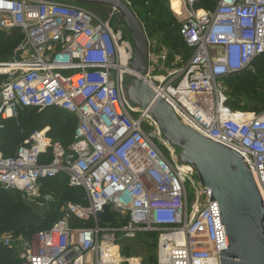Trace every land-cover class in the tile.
<instances>
[{
  "label": "built area",
  "instance_id": "built-area-1",
  "mask_svg": "<svg viewBox=\"0 0 264 264\" xmlns=\"http://www.w3.org/2000/svg\"><path fill=\"white\" fill-rule=\"evenodd\" d=\"M196 1L180 0L189 60L172 66L170 54L149 38L148 82L183 123L244 156L264 199V111L232 110L224 83L264 54V0H217L215 10L201 13ZM14 28L24 37L14 58L0 62V129L23 107H56L78 122L68 147L49 136L48 126L14 155L0 152V187L48 202L44 182L67 175L87 201L69 202L63 217L26 247L20 238L26 264H123L119 240L150 233L158 236L157 264H221L228 240L219 202L149 110L128 98L134 44L110 19L61 0H0V32ZM105 206L113 223L99 217ZM82 221L92 224L73 225ZM3 243L15 246L11 235Z\"/></svg>",
  "mask_w": 264,
  "mask_h": 264
},
{
  "label": "water",
  "instance_id": "water-1",
  "mask_svg": "<svg viewBox=\"0 0 264 264\" xmlns=\"http://www.w3.org/2000/svg\"><path fill=\"white\" fill-rule=\"evenodd\" d=\"M64 1L110 6L121 14L132 33L135 51L132 68L136 74L130 76L128 98L136 107L149 110L164 138L181 150L180 160L194 166L201 183L211 189V200L219 202L228 240V248L221 249V264H264V199L258 179L238 150L183 123L162 98L164 93L150 85L151 45L143 22L130 4L125 0ZM99 217L105 223L114 222L109 206Z\"/></svg>",
  "mask_w": 264,
  "mask_h": 264
},
{
  "label": "trees",
  "instance_id": "trees-1",
  "mask_svg": "<svg viewBox=\"0 0 264 264\" xmlns=\"http://www.w3.org/2000/svg\"><path fill=\"white\" fill-rule=\"evenodd\" d=\"M152 3L156 5L151 9L149 5ZM159 4V0H133L132 9L134 10L135 7L140 11L146 10L148 18L145 21L134 11L143 22L149 38L151 36L148 30L152 29L159 30L167 35L168 39L164 40L167 44H169L171 38H174L176 41L181 40L184 43L181 28L176 29L171 27L172 22L176 21L174 15L172 16L173 13L169 9L162 7L159 10ZM217 4V0L196 1L197 7L205 8L209 11L215 10ZM23 37L22 32L17 28L0 32V62L14 58L15 50ZM175 44L173 43L172 46H175ZM263 65L264 54L258 56L253 61L251 67H258L257 69L259 70ZM249 71L246 69L241 73L231 75L227 79L225 78V80L229 82V85L235 86L238 91L248 96L251 89H258V82L255 80V77L250 75ZM0 77L4 78V76ZM231 92L233 91L230 90L229 86L227 104L232 110L250 112L253 109L248 103H240V95H230ZM37 109V107H23L19 109L18 118L4 120V127L0 129V152L6 156L14 155L19 145L35 130L44 129L48 126L50 127L49 136L53 140L61 141L65 147H68L74 141V132L78 122L75 115L56 107H50L44 109V116L42 118L34 117L31 119V115ZM44 189L45 192L49 193H52L51 190H54L55 196L60 201L57 204L56 202L53 203V200L51 203L54 207L49 205V207L44 208L42 211H38L31 208L30 204L23 199L20 191L0 187V264H26V259L18 253V245L16 243L15 246L4 245V236L11 235L15 238L26 237L29 239L42 228L51 227L52 222L59 216L57 209L63 201L72 200L71 202L76 204H87L85 190L82 187L71 186L67 175H60L54 179L46 180L44 182ZM77 224L91 226L92 223L90 221L73 222V225Z\"/></svg>",
  "mask_w": 264,
  "mask_h": 264
},
{
  "label": "rangeland",
  "instance_id": "rangeland-1",
  "mask_svg": "<svg viewBox=\"0 0 264 264\" xmlns=\"http://www.w3.org/2000/svg\"><path fill=\"white\" fill-rule=\"evenodd\" d=\"M61 1H64V0H61ZM125 1L128 4H130V6L132 7V1L133 0H125ZM64 2L84 6L88 9H90L92 12L98 14L102 18L110 19L111 24H112V28L114 29V31L116 33H118L122 36L123 41L127 42V43L128 42L133 43L132 33L127 28V25H126L123 17L121 16V14L117 10H114L112 7L100 5V4H86V3H77V2H68V1H64ZM159 2H160L159 10L161 7L165 8V9H169L173 13L172 16L174 15V17L176 18V21L172 22L171 27L176 28V29H180L182 26V23L186 19L185 13L180 15V12L182 11V8L180 7V0H159ZM155 5L156 4L152 3L149 5V7L152 9V7L154 8ZM134 10L144 21L147 20L148 17L146 16V10L140 11L139 9H137L135 7H134ZM196 10L198 13L209 11L208 9L197 7V6H196ZM148 33L151 36L150 39H153V40L159 42V48L166 50L170 54L172 66H175V67L182 66L189 60L190 50L184 45V43H182L181 40L176 41V40H174V38H171V40H169V44H167V42H165L164 40H166L168 38H167V35H165L163 32H161L159 30L149 29ZM173 43H176L175 46H172ZM211 50H212V59L217 58L219 55L217 53L215 54L213 49H211ZM257 68L250 67L248 69V71L250 70L249 71L250 75L255 77V80H257V82H258V86H257L258 89H251L248 93V96H246L243 93H241L240 91H238L235 88V86L229 85V82L227 80H224V83H225V85H227V87L230 86V90L233 91L230 93V95H240V97H241L240 103H244V104L248 103L249 105H251L253 107V109L250 112L259 113L260 111L264 110V93H262V91H264V87H263V85H264V65L261 66V68H259V70ZM0 76H3V75H0ZM174 84H176V83H174ZM43 111H44V109L38 108L31 115V119L34 117L42 118L44 116ZM15 118H18V116ZM180 151L181 150L178 148L179 154H180ZM186 184L188 187V192H189V196H190V204H191L193 199H194L193 189H192L190 181H187ZM51 191L53 193L51 201L54 200L53 203L56 202L58 204L59 203L58 201H60V200H58V198L55 196L54 190H51ZM23 199L27 203L30 204L32 209L38 210V211H42L44 208L49 207V205L53 206L51 201L37 202V201H33V200H28L25 198H23ZM71 201L72 200H68V201L65 200V201H63V203H61L60 207L57 209L59 216L57 219H55L52 222L51 227L63 217L64 209H65L66 205ZM51 227L44 228V229L42 228L41 230L50 229ZM33 236L29 239L26 237H23V240H25V241L22 244H20L21 243V241H20L21 237H19V238L13 237V239L17 245L20 244L21 246L26 247V243L30 244L31 241L33 240ZM157 239H158V237L156 234H141L134 239L121 238L119 240V243H120V248H121L120 249L121 257L123 258V264H131V261L132 262L139 261L141 264H156Z\"/></svg>",
  "mask_w": 264,
  "mask_h": 264
},
{
  "label": "crops",
  "instance_id": "crops-1",
  "mask_svg": "<svg viewBox=\"0 0 264 264\" xmlns=\"http://www.w3.org/2000/svg\"><path fill=\"white\" fill-rule=\"evenodd\" d=\"M170 60H171V59H170ZM3 79H4V78H3ZM3 79L0 78V83L2 82ZM0 103H1V99H0Z\"/></svg>",
  "mask_w": 264,
  "mask_h": 264
}]
</instances>
